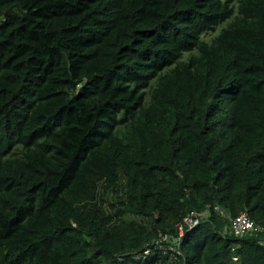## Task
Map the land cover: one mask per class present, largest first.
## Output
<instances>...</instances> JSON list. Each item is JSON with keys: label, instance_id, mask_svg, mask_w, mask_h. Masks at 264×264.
<instances>
[{"label": "trees", "instance_id": "1", "mask_svg": "<svg viewBox=\"0 0 264 264\" xmlns=\"http://www.w3.org/2000/svg\"><path fill=\"white\" fill-rule=\"evenodd\" d=\"M222 211L264 228V0H0V264H264Z\"/></svg>", "mask_w": 264, "mask_h": 264}, {"label": "built area", "instance_id": "2", "mask_svg": "<svg viewBox=\"0 0 264 264\" xmlns=\"http://www.w3.org/2000/svg\"><path fill=\"white\" fill-rule=\"evenodd\" d=\"M214 210H222L218 205L214 207ZM212 210L211 207L203 211L192 210L183 216L176 226L178 227L179 235L178 237H173L175 240L180 241L184 236L187 229H192L196 227L203 220L208 219ZM225 217L229 218V224L225 227L226 231L236 237H245L251 235H258L263 232V226L256 223V221L249 215L248 212H242L235 217L226 214L222 211ZM171 236L164 235L161 237V240H166ZM160 241H158L159 243ZM173 246V245H172ZM171 246V248H172ZM150 252L149 249L145 250V254ZM234 260H238V256H234Z\"/></svg>", "mask_w": 264, "mask_h": 264}]
</instances>
